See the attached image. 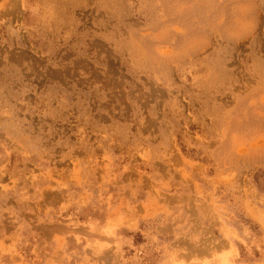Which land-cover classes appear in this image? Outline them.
Masks as SVG:
<instances>
[{
  "label": "clouds",
  "instance_id": "clouds-1",
  "mask_svg": "<svg viewBox=\"0 0 264 264\" xmlns=\"http://www.w3.org/2000/svg\"><path fill=\"white\" fill-rule=\"evenodd\" d=\"M189 14L191 25L166 26L182 42L159 44L156 26ZM144 40L155 42L147 57ZM210 46L219 71L194 75ZM110 80L119 93L104 87ZM182 100L200 108L185 116ZM241 114L244 136L229 135ZM181 120L204 126L195 145L184 131L185 144L227 159L231 176L264 171V0H0V264H155L186 251H170L182 237L198 246L211 226L232 257L237 243L248 256L255 246L264 264V237L226 223L235 211L205 215L194 192L193 218L186 202L141 199L142 177L125 181L136 157L183 173L173 163ZM46 191L59 207L42 205Z\"/></svg>",
  "mask_w": 264,
  "mask_h": 264
},
{
  "label": "rangeland",
  "instance_id": "rangeland-1",
  "mask_svg": "<svg viewBox=\"0 0 264 264\" xmlns=\"http://www.w3.org/2000/svg\"><path fill=\"white\" fill-rule=\"evenodd\" d=\"M74 15L80 20L81 25H83L84 20L80 17V13L76 11ZM191 23L192 17L190 14L172 15L168 20L160 22L154 29V33L159 37V44L170 50L169 45L171 39L175 37L177 44H179L182 42V37L178 31L171 33L166 31V26H173L175 29H180L183 25H191ZM154 43L152 40L137 42L138 47L142 50V54L145 57L149 54ZM96 46L99 47V41H96ZM205 56H207V60ZM215 56L216 53L213 51V47L210 46L205 50L204 55L195 57L197 67L194 75L209 76L214 70L219 71V68L214 69L213 64L209 62ZM93 78L103 80L94 71ZM104 87L111 88L114 93H119L120 91V85L115 80L104 82ZM256 99L257 103H259V99ZM181 103L184 105L185 116L190 112L195 114L194 110L200 108V104L197 101L189 103L188 101L182 100ZM204 123H208V121ZM180 124L182 126L181 133L177 135L179 152L173 156V163L176 165V168L182 169L183 173L176 171L175 168L169 171L167 166L159 162L152 167H148L142 161V157H136L135 161H133L136 165V170L126 173L125 181H127L129 176L134 179H140L142 177L143 191L140 194L141 199H144L146 194L150 193L152 202L155 205L172 207L186 202L192 205V208L186 209V211L191 213L193 218L196 216L194 211L195 201L200 200L201 197H194L191 193L200 192L203 194L201 208L205 215L210 216L216 214L224 216L231 215L232 211H235V217L230 221H226L228 226L235 228L240 233H242L244 228H247L259 242L260 238L264 237V171L245 168L241 173L231 176L227 159H221V157L213 159L205 155L203 149L194 146L190 147L185 144L184 131H187L192 145H195L197 137H202L206 131L204 126L201 123L189 121L185 129L183 127L185 121L181 120ZM248 125L249 120L244 119L242 114L234 116V118L228 121L229 135L244 136ZM132 131H136L135 127H133ZM147 134L145 133V135ZM95 139L96 137L93 136L92 140L95 141ZM116 152L120 154L121 150L117 148ZM100 155L101 150L97 149V156ZM68 166L71 167V165ZM99 174L98 172L97 175ZM186 175L189 176L187 182H185ZM153 176L155 179L150 178ZM44 197L45 200L42 201V205L47 202L52 207H59L61 201L55 193L46 191ZM70 212L71 210L65 213V216L70 215ZM189 222L193 223L194 229H199L202 226L195 219ZM220 223L219 220L215 222L216 225H220ZM50 227L60 228L63 226L54 225ZM10 231L11 229H9ZM220 236L221 232L219 228L211 226L205 230L204 237L198 246L192 245L182 237L180 241L172 244L170 251H174L177 248H185L186 251L174 256H158L155 264H165L166 261L168 264H171L172 259L183 260L184 264H232L233 259H235L236 264H241V261H243V264H255V261L259 259V249L253 246L254 255L248 256L239 243L236 244V247L240 250V257H232L230 255V245H227L224 241H221L220 244L215 243ZM48 238L50 239V236ZM260 246L264 247V243H261ZM127 255L126 249L125 256L127 257Z\"/></svg>",
  "mask_w": 264,
  "mask_h": 264
}]
</instances>
